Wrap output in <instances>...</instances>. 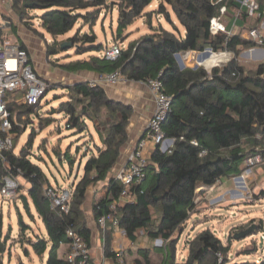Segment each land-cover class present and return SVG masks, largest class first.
<instances>
[{"label":"trees","instance_id":"1","mask_svg":"<svg viewBox=\"0 0 264 264\" xmlns=\"http://www.w3.org/2000/svg\"><path fill=\"white\" fill-rule=\"evenodd\" d=\"M155 1L15 0L14 9L28 30L44 36L34 28V21L40 19L41 28L52 38V42L47 45L49 59L55 56L58 61L56 56L72 49H75L78 57L89 54L88 58L65 64L54 61L61 70L70 73L89 71L100 76L119 71L128 81L136 83H147L150 79L159 78L164 83L166 93L173 99L163 130L168 139H176L174 149L171 154L163 153L160 149L153 152L147 168L148 179L139 188L142 193H139L137 202L121 208L119 212L120 228L127 233L129 240L136 241L138 233L143 231L151 240L160 239L164 242L162 247H156L153 251L139 250L135 262L264 264V259L259 263L233 261L228 257L231 244L224 245L209 229L200 232L189 242L186 260L178 262V241L173 239L197 213L200 190H209L224 178L241 176L244 172L242 165H246L251 158L259 155L264 159V62L254 71H247L237 62L240 47L264 50V42L259 45L240 35L213 36L210 32L211 20L220 15L223 6H233L232 0H159V15L169 18L167 7H171L185 34L178 33L173 22L175 31L166 30L160 24L153 27L148 22L151 33L130 42L115 61L93 55L105 49L102 43H98L94 32L84 34L82 29L75 30L65 41H59V38L71 34L80 21L93 29L105 10L109 12L117 7L118 28L114 38L120 42L137 20L152 18L153 11L147 10ZM258 2L264 12V0ZM35 12H41V15L31 16ZM64 44L72 46L63 48ZM21 46L26 49L24 45ZM207 49L214 53L228 52L235 57L224 67H215L211 72L202 66L180 69L175 57L177 54L202 53ZM67 55V58H71V54ZM65 89L81 97L76 103L70 101L60 104V112L67 117L66 129L84 135L89 132L90 121L105 147L98 148V155L86 162L83 177L71 188L70 213L65 215L50 209L46 196L47 186L52 185L49 176L39 164L31 160L35 139L33 133L28 147L22 148L20 154L15 153V145L4 160L0 158V191L7 176L23 178L29 185L28 196L45 227L44 234H35L20 216L19 244L29 255V248L23 240L31 232L26 243L38 257L44 258L48 254L46 264H70L58 254L61 244L70 242L66 235L70 228L75 229L90 245L92 230L85 221L83 205L91 186L107 183L109 190L107 197L95 206L97 220L108 212L112 201L119 196L121 187L114 178H110V173L128 141L127 127L132 114L131 107L110 99L100 85L77 82ZM17 105L12 103L9 109L12 132L20 138V126L13 116ZM21 106L28 108L29 115L41 116V103L36 107ZM45 119L51 118L48 116ZM53 124L52 120H47L45 125L51 127ZM0 135H3L1 131ZM203 152L206 154L203 155ZM54 153L62 160L60 154ZM65 159L73 166L74 158L69 151ZM31 216L34 220V216ZM8 237L4 239L0 227V264H4ZM255 253L254 247V250H247L243 255ZM155 255L161 256L159 263L154 261Z\"/></svg>","mask_w":264,"mask_h":264},{"label":"rangeland","instance_id":"2","mask_svg":"<svg viewBox=\"0 0 264 264\" xmlns=\"http://www.w3.org/2000/svg\"><path fill=\"white\" fill-rule=\"evenodd\" d=\"M159 4V0H156L147 10V12L153 10L152 18H141L128 28L119 43L123 45L124 49L128 48L130 42L138 40L140 36L149 32V23H152L154 27H158L160 24L166 30L175 31L176 28H174L171 23L173 22L179 30L178 33L184 35V28L173 14L171 7H167L169 12V18H167L165 15H159ZM226 24L228 25L229 31L235 35H243L246 31L249 32L250 29L261 26V23L256 21L249 22L248 26L247 22H245L246 25H239L236 19L233 22H228L226 20ZM117 28L118 8L116 7L109 12L105 10L93 29L80 21L71 34L59 38V41H65L69 36L73 35L75 30L82 29L84 34H91L94 32L98 38V43H102L104 47L111 49L115 44L114 36L117 32ZM37 37L44 41L46 48L48 42L44 40V36L37 35ZM243 39L248 40L247 38ZM259 49L261 50V48L249 49L240 47V52L237 56L238 64L245 67L247 71L256 70L258 65L264 62V59H254L255 56L259 57L260 54L254 55L251 50ZM221 53L226 52H213V56H210L202 62L199 61L196 55L194 56L196 59L187 60L185 55L181 54V59L185 68H195L197 65H201L211 72L215 67H224L235 57L232 54L226 57H219L218 55ZM247 53L250 54L249 57L246 56ZM67 54H71L70 56L73 60L77 58H87L89 56V54H86L78 57L76 56L75 49H72L68 53H62L56 56L59 58L58 61H56L57 59H55V56L49 59L46 49H43V54L41 55L43 64L47 67H52L58 79L56 82L48 83L50 88L42 99L39 108V115L41 116L38 117L37 114L29 115L27 113L28 108L21 105H17L13 110L14 119L20 126L19 133L22 135L20 138L15 136V153L20 154L22 148L28 147L27 144L33 133L35 139L31 148V160L39 164L48 174L50 183L59 188H72L75 186L83 176L86 162L91 158H87V154L84 151L86 142L90 144V141L82 137L83 133L77 134L76 131L67 130L65 127L67 122L66 114L60 112V104L62 102L73 101L76 103L77 99L81 98L76 93L68 92V89L63 87V84H70V86H72L81 80L80 75L78 77H73L72 75H67L58 70L59 68L56 62H60L61 64L67 62L69 60ZM177 63L181 69L180 62L177 61ZM18 113H20V115ZM48 116L51 119H45L48 118ZM47 120H52L54 124L51 127H47L45 125ZM88 126L89 129H93V123L90 121H88ZM50 131L53 132L50 134ZM62 134L64 135L61 137L63 138L62 140L50 144V138ZM84 136H87V133L84 134ZM71 143L72 146H70ZM77 149L80 151L77 152ZM68 151L71 153L72 158H74L73 166L68 159H65L66 152ZM54 152L60 154L62 160H60ZM242 166L244 168V174L248 168L245 164ZM18 180L20 188L15 200L3 199L0 194V227L4 239L9 236L7 250L3 255L4 264H45L47 255L44 256V258L38 257L31 248L28 249V255L24 251L25 249L19 244L20 216L27 225L32 227L35 234L45 233V227L28 196L29 185L21 177H19ZM200 192L197 213L183 226L182 231L176 233L173 238L176 242L178 241L176 250L178 262H183V259L187 257L189 242L200 232L207 229L214 232L215 236L221 239L224 245L227 246L229 243L231 244V251L228 257L233 261L238 263L261 262L264 259V159L262 158L261 163L252 167V172L247 175L244 184L235 183L233 178H224L221 185H216L205 191L200 190ZM24 196L28 200L30 212L26 210L23 204L22 198ZM31 215L34 216V220ZM155 217L157 218V215H155ZM251 228L253 229L251 236L237 239L239 234ZM29 235H31V232H28L23 240L27 248L29 247L26 241ZM138 238L141 246H148L151 244L152 246L156 245L162 247L164 245L162 240H151L143 231L138 233ZM254 247L256 248L255 254L249 256L243 255L247 250H254ZM154 261L159 263L161 261V256L155 255Z\"/></svg>","mask_w":264,"mask_h":264},{"label":"built area","instance_id":"3","mask_svg":"<svg viewBox=\"0 0 264 264\" xmlns=\"http://www.w3.org/2000/svg\"><path fill=\"white\" fill-rule=\"evenodd\" d=\"M232 2L236 8L232 15L233 19L239 20L246 17L249 22L261 23V26L252 28L248 32V40L261 45L264 42V12L258 0H232ZM229 15L230 7L223 6L220 9V15L211 20L210 32L213 36L221 34H227L228 37L235 36L229 31L225 22ZM4 25L3 16L0 13V131L3 133L0 135V158L3 160L7 153L14 150L15 146L9 105L12 103L21 105L23 103L28 107H36L42 102L49 88L48 82L34 67L29 52L23 49L21 45L11 43L4 36L2 33ZM119 43L115 42L111 49L103 53V57L111 61L117 60L124 49L123 45ZM254 51L251 50V52ZM213 55L212 51L211 56ZM227 55L230 53H221L218 56L226 57ZM127 82L128 79L121 72L116 71L101 76L98 82H90V85L117 86ZM145 84L149 88L155 107L148 123L147 133L138 142L134 152L129 156L127 164L115 173L114 179L121 187V192L110 204L108 212L97 220V225L103 232H107L109 227L119 229L124 239H128V235L120 228L119 212L121 208L137 202L139 193H142L139 188L148 179L147 168L151 163V148H153V152L160 149L163 153L171 154L176 143V139H168L163 130V123L171 111L172 97L166 93L164 83L159 78L150 79ZM193 144L198 145L196 142ZM205 154L206 152H203V155ZM261 162L262 158L259 155L249 159L246 162L248 169L241 176L233 177L234 182L237 184L245 183L247 175L252 172V167ZM221 184L222 181H219L216 185ZM19 186L18 179L7 176L4 179L0 194L3 199L15 200ZM46 196L53 212L65 215L70 213L73 196L71 188L47 186ZM66 235L70 239L69 253L66 257L70 264H102L94 260L91 246L82 236L77 234L75 229H68ZM114 253L117 264H137L128 259L125 243H119L115 247Z\"/></svg>","mask_w":264,"mask_h":264},{"label":"crops","instance_id":"4","mask_svg":"<svg viewBox=\"0 0 264 264\" xmlns=\"http://www.w3.org/2000/svg\"><path fill=\"white\" fill-rule=\"evenodd\" d=\"M14 1L15 0H0V13L3 16V20L5 23L2 33L11 43L24 45L26 47L27 51L30 54L34 67L48 83L56 82V80L58 79L56 77V72L52 69V67H47L45 64H43L41 58V55L43 54V49L44 50L46 49L47 52V47L45 48L44 41L38 38L37 35L34 34V32L28 30L24 26V24L19 19L16 10L14 9ZM235 11L236 8L234 6H231L230 15L225 19V22L226 20L228 22L229 21L233 22L235 20L232 18V15L234 14ZM31 16H40V12L32 13ZM245 22H247V26H248L249 21L244 17L238 20L239 25H244ZM34 24H36L34 28L37 29L40 33H42L44 35V40L47 41L48 44H50L52 42V38L41 28L40 19H36L34 21ZM148 28H149V32L146 33L145 35L151 33L150 24H148ZM145 35L140 36V38ZM240 36L248 39V32L246 31V33H244L243 35L240 34ZM108 50L109 49L105 47L102 53L99 54L94 53L93 55H98L103 57V53ZM194 53L196 52L183 53V55H185L187 60H193L196 59V57H194L195 56ZM77 59H81V58H77ZM71 61H75V60H73V58L71 57L65 63ZM58 70L63 73H66L67 75H72L73 77H78L80 75L81 80L78 82H98L101 78V76L95 72L80 71L79 73H70L67 71H63L60 68ZM68 86H70V84H63L64 88H67ZM102 87L105 89L110 99L123 103L131 107L132 109L131 118L129 121V125L127 127L128 141L122 149V154L118 163L115 165L112 172L110 173V178H114L115 173L123 166H125V164H127L129 156L134 152L138 142L145 137L147 133L148 123L154 113L155 107L149 88L145 83H136V82L128 81L125 84H120L117 86H102ZM52 132L53 131H50V134ZM62 136L64 135L63 134L57 136L55 135V137L50 138V144L62 140L63 139L61 138ZM82 137H85V140L88 139L90 141V144L86 142L85 144L86 147H84V151L87 154L86 155L87 158H90L92 156H97L98 148L101 149L105 148L94 128V125H93V129H89L87 136L83 135ZM70 146H72V143ZM150 151L152 152V153L150 152L152 156L153 148H151ZM108 194H109V190L107 183H98L96 185H93L88 189L86 195V201L83 205L85 221L87 223V226L92 230V238H91L90 246H91L93 258L98 263L117 264L116 256L114 253L115 247H117L119 243H125L127 246L128 259L130 261L135 262V260L139 257L138 255L139 250L149 249L153 251L154 248L158 246L156 245L152 246L151 244L148 246L147 245L141 246L138 236L136 241L134 242L129 240V238L124 239L121 236L119 229H114L112 227H109V230L107 232H103L101 229H99L97 225V219L95 218V206L103 198L107 197ZM68 253H69V245L67 243L62 244L58 251L59 256L61 258H66ZM46 255L48 258V254ZM186 258L183 260L185 261Z\"/></svg>","mask_w":264,"mask_h":264},{"label":"water","instance_id":"5","mask_svg":"<svg viewBox=\"0 0 264 264\" xmlns=\"http://www.w3.org/2000/svg\"><path fill=\"white\" fill-rule=\"evenodd\" d=\"M66 46L71 47L72 44H64V45H63V48L66 47ZM249 53H250V52H249ZM249 53H247V55H246L247 57L250 56ZM253 53H254V55H258V54H260L259 57H256V56H255L254 59H256V60L264 59V50H263V49H261V50H260V49H259V50H255ZM194 55L198 56L199 61L202 62V61L206 60L207 58H209V57L212 55V50H211V49H207L206 51H204V52H202V53H199V54L194 53ZM175 57H176V60L180 62V64H181V69H184L185 66L183 65V61H182V59H181V54H177ZM199 67H200V65H197V66L195 67V69H197V68H199ZM200 193H201V192H200ZM22 200H23V204H24L25 208H26L27 210H29V206H28V200H27V198L24 196V197L22 198ZM252 233H253V229L251 228V229L246 230V231L242 232L241 234H239V235L237 236V239L246 238V237H248V236H251Z\"/></svg>","mask_w":264,"mask_h":264},{"label":"bare ground","instance_id":"6","mask_svg":"<svg viewBox=\"0 0 264 264\" xmlns=\"http://www.w3.org/2000/svg\"><path fill=\"white\" fill-rule=\"evenodd\" d=\"M239 184H244V183L242 182V183H239Z\"/></svg>","mask_w":264,"mask_h":264}]
</instances>
